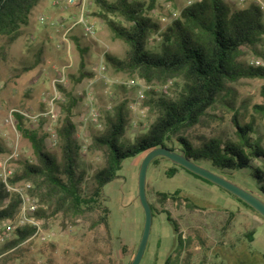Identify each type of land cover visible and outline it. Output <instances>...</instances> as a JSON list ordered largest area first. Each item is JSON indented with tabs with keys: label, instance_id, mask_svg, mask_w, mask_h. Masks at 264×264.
Returning <instances> with one entry per match:
<instances>
[{
	"label": "rangeland",
	"instance_id": "obj_1",
	"mask_svg": "<svg viewBox=\"0 0 264 264\" xmlns=\"http://www.w3.org/2000/svg\"><path fill=\"white\" fill-rule=\"evenodd\" d=\"M196 1L199 0H157L156 7L149 16L160 24L163 31L179 17L181 11L189 6L190 2L193 4ZM225 1L237 8H246L252 2L251 0ZM52 2L53 0H42L34 8L28 25L20 29L21 35L15 42L10 43L8 37L0 38V145L5 150L0 154V183L3 182L4 162H8L9 178L21 173L25 162H36L32 142L19 131L16 112L21 115L26 114L23 115L24 129L45 138L46 151L60 157L57 132L65 116L61 106L67 104L69 99L60 90L59 85H55V81L64 66H71L66 72L67 82L62 87L74 97H80V102L73 110L72 120L76 127L75 137L80 146L78 171L86 173L84 187L88 191L95 185V173L105 163L103 153L91 147L93 138L103 132L106 118L113 115L117 106L125 103L129 124L124 143L131 146L138 137L147 133L149 126L157 117L156 109L146 102L163 96L177 97L182 89V83L179 79L149 83L137 74L117 73L106 63L104 74L112 83L110 86H105L103 82H98L93 92L95 107L100 113L103 129H97L91 123L85 124L83 113L86 106V85L93 76L80 83L75 82L79 78L82 56L73 37L78 39L80 48L86 51L84 56L86 71L91 73L93 69H99L103 52H106V56L124 60L130 47L114 36L104 19L95 15L100 11V7L95 4L90 17L98 28V41L86 39L78 28L70 39V47L62 45L58 48L61 33L57 32L50 23L60 20L65 14L53 8ZM174 14L177 17H174ZM41 16L47 17L48 23L41 24L39 22ZM112 19L123 27L130 26L121 17H112ZM160 42L159 35H153L148 47L157 51ZM263 46L259 47L260 50ZM255 57L257 56L253 50L243 48L242 61L248 64ZM131 81L135 83L141 81L145 85V99L138 98L137 86L125 85ZM228 88V93L208 111L202 123L185 133L192 143L200 144L203 139L218 136L232 138L236 130L232 124L234 113L238 111L242 120L249 122L254 114L253 107L264 102L262 97L264 79H242L236 83H229ZM53 98H56L54 106L58 114L56 123H53L49 116L45 117L52 106ZM255 130L257 134L254 137L264 144V122L258 117H256ZM173 145L175 143L169 144L170 147ZM145 156L125 160L118 178L104 188L110 208L109 232L105 226L92 228V222L102 214L100 210L78 218L63 214L50 216L48 212L49 216L40 220L42 236L28 240L17 251L0 254V264H131L134 253H137L144 227V212L139 202L137 184L140 166ZM168 164H170L168 161L161 160L150 166L148 197L152 202L156 200V183L159 185V190L166 193H174L179 189L189 193V190L198 189L193 183L192 178L195 177L189 173H186L185 179L182 176L167 178L165 166ZM203 165L205 168H211V165ZM215 172L258 195L264 201L259 184L250 173H222L218 170ZM20 184H30V188L33 187L31 183ZM30 197L37 203L38 210H48L47 203H42L39 197ZM166 209L178 223L180 233L184 235L188 228H198L207 238L206 246L215 247V251L208 257L207 264H264L258 255L249 254L250 248L244 242L245 232L255 229L258 235H264V226L252 222L245 224V221L240 219L242 217L239 216L237 207H231L230 213H216V209H212V213H193L183 204L168 203ZM231 213L238 218L236 219L235 216L232 218ZM153 222L156 225L151 232L149 249L145 252L141 264H165L176 244L173 238L170 239V233L174 231L167 216L155 217ZM186 237L187 235H184V238ZM159 242L161 248L157 250ZM197 242L194 244L195 247ZM220 243L226 244L225 251L223 254L220 251L216 255ZM4 244L0 243V248ZM233 245L236 251L231 249ZM152 246L155 248L154 252H151ZM256 247V250L264 253V250L260 249L261 244H257ZM192 250L198 252L199 247ZM187 251L189 250L184 251L185 254ZM176 255L177 253H174V261Z\"/></svg>",
	"mask_w": 264,
	"mask_h": 264
},
{
	"label": "trees",
	"instance_id": "obj_2",
	"mask_svg": "<svg viewBox=\"0 0 264 264\" xmlns=\"http://www.w3.org/2000/svg\"><path fill=\"white\" fill-rule=\"evenodd\" d=\"M41 1L0 0V38L8 37L10 43L15 42L21 35L20 29L28 25L32 11ZM156 2L157 0H96L100 11L95 15L104 19L114 36L130 47L124 60L107 55L106 63L117 73L137 74L149 83L179 79L182 89L175 98L163 96L146 102L156 109L157 117L147 133L138 137L131 146L124 143L129 124L125 103L117 106L113 115L106 118L103 132L93 138L91 147L102 152L105 158L103 167L94 175L93 188L85 190L86 173L78 171L80 146L75 137L76 127L72 116L80 97H74L59 85L60 90L69 99L67 104L61 106L65 116L57 132L60 157L47 152L45 138L25 130L24 116L15 113L19 131L34 146L36 162H25L21 173L9 178L8 182L11 185H33L28 189L29 195L39 197L42 203L49 206L48 210L36 212L38 219L58 214L85 217L95 210H100L102 214L92 222V228L105 226L109 232L110 208L104 188L118 178L125 160L146 155L159 147L179 151L200 166L211 165V168L207 169L213 172L218 170L222 173H250L264 195V144L254 137L257 134L256 117L264 122V102L253 107L254 114L249 122L243 121L238 111L234 113L232 124L236 130L232 138L218 136L203 139L200 144H196L185 136L189 130L200 125L208 111L228 93L229 83L242 79H264V68H254L241 60L243 48L253 50L257 57L263 56V51L259 48L264 45L262 11L253 2L246 8H237L225 0H199L184 8L179 17L162 31L160 24L149 16L155 9ZM112 17H121L130 25L129 28L118 24ZM153 35H159L161 40L157 51L148 47ZM73 38L82 56L79 78L75 80L80 83L94 74L86 71V51L80 48L78 39ZM262 97L264 99V88ZM172 143L175 145L170 147L169 144ZM4 152L0 145V154ZM161 160L169 161L157 158L151 165ZM178 169L184 170L173 164V168L166 170V177L173 178ZM184 171L196 179L214 185ZM221 190L260 216L250 206ZM155 197V202H150L153 218L165 214L175 235L176 244L165 264H207L208 257L215 251V247L206 246L207 238L198 228H188L184 234L187 237L184 238L178 223L166 210V206L168 203L183 204L193 213H204L210 208L216 209V213H222L220 206L197 199L182 190L174 193L157 192ZM20 204L19 195L7 192L4 184L0 183V221L13 220ZM231 216L233 218L232 213ZM35 231V228L29 226L18 229L0 248V254L17 251ZM253 237L254 232L251 231L244 235V242L250 248L249 254L258 255L264 262V254L251 246ZM196 241L199 250L193 252ZM225 246V243H220L216 255L220 251L223 254ZM231 249L234 251L236 248L233 245ZM186 250L189 251L185 254ZM174 253H177L176 261L173 260ZM135 255L136 253L134 257Z\"/></svg>",
	"mask_w": 264,
	"mask_h": 264
},
{
	"label": "built area",
	"instance_id": "obj_3",
	"mask_svg": "<svg viewBox=\"0 0 264 264\" xmlns=\"http://www.w3.org/2000/svg\"><path fill=\"white\" fill-rule=\"evenodd\" d=\"M111 1V0H105ZM247 0H242V2ZM254 4H256L263 13L264 18V0H251ZM96 4V0H53L52 6L53 8L63 12L65 14L60 20L52 21L50 24L56 28L57 32L61 33V44L59 43L58 48H61L62 45L70 47V39L73 35H75V31L79 28L83 37L89 39L91 41H98V28L92 23L90 13L92 12V7ZM191 4V2H190ZM174 17H177L174 14ZM49 19L45 16H41L39 18V22L41 24L48 23ZM263 56H258L251 59L248 64L254 68H264V46L262 48ZM106 52H103L100 59V67L99 69H93V78L87 82L86 85V106L83 113V120L85 124L91 123L95 125L97 129H103V125L101 123L100 113L95 107V97L93 96V92L95 90V85L98 82H103L105 86H110L112 83L111 79L105 76L106 71ZM71 66H64L58 74L56 78L55 85H65L67 82L66 72L70 69ZM144 83V81H143ZM128 87H138V98L140 100L145 99V85L142 84L141 81H134L125 83ZM108 93V91H107ZM56 98L52 99V106L46 116L51 118L53 123L57 122L58 114L56 113L54 102ZM135 109L134 107H132ZM87 114V116H85ZM26 115V114H23ZM44 116V115H43ZM85 116V117H84ZM7 161L2 164V177L3 184L6 188V191L9 193H16L19 195L21 199V204L19 207V211L16 217L13 220H4L0 221V243H6L10 240L18 229H22L25 227L35 228L34 235L29 239L33 240L36 238H40L42 236V226L40 219H38L35 214L38 211L37 203L32 200L28 193V189L31 187L30 184H17L11 185L8 182V178L10 172L7 171ZM45 239V238H43Z\"/></svg>",
	"mask_w": 264,
	"mask_h": 264
},
{
	"label": "water",
	"instance_id": "obj_4",
	"mask_svg": "<svg viewBox=\"0 0 264 264\" xmlns=\"http://www.w3.org/2000/svg\"><path fill=\"white\" fill-rule=\"evenodd\" d=\"M157 158H165L172 164L183 168L184 170L208 181L217 187L225 190L229 194L235 196L246 205L250 206L260 216L264 218V201L253 193L239 187L223 176L195 163L187 158L184 154L172 151L166 147H159L151 150L144 157L139 174H138V198L144 212V227L142 237L139 243L137 253L131 264H141L147 246L149 243L152 226H153V210L147 197V174L152 162Z\"/></svg>",
	"mask_w": 264,
	"mask_h": 264
},
{
	"label": "crops",
	"instance_id": "obj_5",
	"mask_svg": "<svg viewBox=\"0 0 264 264\" xmlns=\"http://www.w3.org/2000/svg\"><path fill=\"white\" fill-rule=\"evenodd\" d=\"M168 163H170V164H168V166H165L167 168V170L170 169V168H173V164L170 161H168ZM176 176H182L185 179L187 174H186V172L184 170L178 169V172H177V174L174 177H176ZM148 177L150 178V168H149L148 174H147V178ZM153 177L155 178L156 176L154 175ZM149 178H148V181H147V197H148V188H149V186H148L149 185ZM192 179H193V183L198 186L197 187L198 189L191 190V191L189 190V194L194 195L197 199H203V200L208 201V202H210V203H212L214 205L220 206L221 211L224 212V213H230L229 209H231V207H237L239 216H241L243 218V219L242 218H240V219L244 220L245 224H247L248 222H252V223H255L256 225L264 226V218H261L257 214H255V213L251 212L250 210H248L246 207L242 206L241 203H239L237 200H235L231 196H228V194L223 192L216 185L215 186L214 185H210V184H208V183H206V182H204L202 180L196 179V178H192ZM156 184H157V187L155 186L156 187L155 188V193L161 192L159 190L158 183H156ZM179 190H181V189H179ZM182 191H184V190H182ZM162 193H166V192H162ZM204 197H206V198H204ZM148 200H149V202H152L149 199V197H148ZM212 209H214V208H210L208 211H206L204 213H212L213 212ZM161 216L164 217L166 215L165 214H161V215H158L156 218H159ZM233 216L236 217V215H234V214H233ZM237 218L238 217H236V219ZM153 221H155V218H153ZM155 225L156 224L153 222L152 231H153ZM157 230L158 229H156L155 231L157 232ZM250 231L254 232L253 242L251 243V246L256 250L257 244H261L262 248H260V249L264 250V235H258L256 233L255 229H252ZM250 231H248V232H250ZM248 232H245L244 235L246 233H248ZM172 238L173 239L175 238V235H174L173 232L170 233V239H172ZM154 245H156V244H154ZM160 248H161V246H160V242H159V247H158L157 250H160ZM147 249H149L148 246H147ZM150 249H151V252L155 251L154 246H152ZM259 252H261V251H259Z\"/></svg>",
	"mask_w": 264,
	"mask_h": 264
}]
</instances>
